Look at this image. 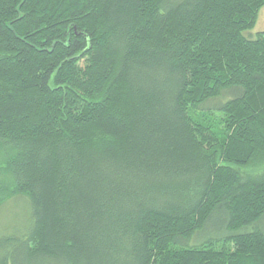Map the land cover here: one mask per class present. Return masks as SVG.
I'll list each match as a JSON object with an SVG mask.
<instances>
[{
    "label": "trees",
    "instance_id": "1",
    "mask_svg": "<svg viewBox=\"0 0 264 264\" xmlns=\"http://www.w3.org/2000/svg\"><path fill=\"white\" fill-rule=\"evenodd\" d=\"M263 7L0 0V264H264Z\"/></svg>",
    "mask_w": 264,
    "mask_h": 264
},
{
    "label": "rangeland",
    "instance_id": "2",
    "mask_svg": "<svg viewBox=\"0 0 264 264\" xmlns=\"http://www.w3.org/2000/svg\"><path fill=\"white\" fill-rule=\"evenodd\" d=\"M264 32V7L258 13L257 21L254 28L246 33L244 36L248 39H254L257 33ZM224 98L218 99V102H211L214 104L225 103ZM209 103L208 105H211ZM213 104V105H214ZM199 111V110H198ZM0 151V168H5L3 157H1ZM1 177V176H0ZM5 183V188L7 192L12 189V184L10 180L7 179ZM3 197V196H2ZM3 201V200H2ZM30 224V207L28 201L23 196H14L6 200L0 206V237L11 236V235H22L28 230V225ZM221 225L220 219H214L212 222L207 224L204 230L200 234V240L196 238L187 242L186 245L181 246V248H188L196 246L204 241L214 239V229H217Z\"/></svg>",
    "mask_w": 264,
    "mask_h": 264
}]
</instances>
